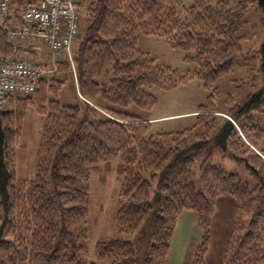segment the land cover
<instances>
[{"label": "trees", "instance_id": "16d2710c", "mask_svg": "<svg viewBox=\"0 0 264 264\" xmlns=\"http://www.w3.org/2000/svg\"><path fill=\"white\" fill-rule=\"evenodd\" d=\"M191 1L190 7L180 0L92 1L85 16L79 14L74 66L58 63L51 82L42 81L33 95L12 96L8 107L0 109V264H168L177 221L185 212L197 215L203 231L192 264H206L213 218L223 197L235 204L223 263L264 264V139L254 140L264 122V86L238 104L229 96L225 112L217 106V84L246 64V14L254 8L264 15V0L233 5ZM10 22L1 28L0 52L11 57L20 50L8 42ZM141 36L164 38L172 49L186 53L184 62L196 70L157 64L138 49ZM257 53L264 73V43ZM109 67L111 81L100 84ZM68 72L76 73L79 94L104 103L112 118L91 115L88 104L82 109L55 100L66 80L61 75ZM194 80L209 95L192 128L152 135L148 115L129 111L133 106L152 112L157 105L152 88L171 92ZM31 106L45 122L35 176L28 180L18 177L16 161ZM220 114L238 127L225 155L243 164L254 184L213 162L223 147L217 137L228 121ZM116 161L123 180L113 220L116 231L128 236L98 242L96 260L86 262L90 170Z\"/></svg>", "mask_w": 264, "mask_h": 264}, {"label": "rangeland", "instance_id": "374dc122", "mask_svg": "<svg viewBox=\"0 0 264 264\" xmlns=\"http://www.w3.org/2000/svg\"><path fill=\"white\" fill-rule=\"evenodd\" d=\"M77 1L80 5L77 7L79 14L84 17L86 7L94 0ZM180 1L186 7L192 5L191 0ZM224 1L233 5L240 0ZM15 8H17V4ZM16 15L17 9L13 10V16ZM246 21L247 24L243 32L244 35L249 37V39L243 41V52L246 53L247 57L246 64L244 67L236 68L233 73L223 78L217 84V88L221 92V96L217 99V106L218 110L222 112L227 111L225 102L229 96L233 97L235 103L238 104L249 95L257 93L264 86V73L261 72L259 54L257 53V49L264 43V15H261L253 8L246 14ZM137 46L140 51L148 53L161 66H170L181 71L196 70L194 64L189 65L184 62L186 53L172 49L164 38L141 36L138 39ZM45 51L47 52L46 49ZM76 52L77 46L75 45L74 55H76ZM11 57L17 59H39V57L26 56V54H15ZM42 58L51 59L49 54ZM72 69L75 72V67H72ZM107 69L98 79L100 84H108L111 81L110 67ZM61 79H66L65 84L55 100H58L62 105L78 106L82 109L85 108V104H88L92 109L91 115L112 118L105 110L104 103L90 101L79 94L76 73L68 72L67 75H61ZM149 91L157 98V105L153 111L147 113L132 106L129 110L131 114L134 113L137 116H149L151 114L152 117L173 113L183 114L184 112L198 110L199 106L206 102L209 95V91L198 80H194L171 92H164L158 88H152ZM126 112H128V109ZM196 115H198V111ZM196 115L195 118L189 116L181 120L156 124L155 128L151 129L150 132L152 135L161 132H182L192 128L195 124ZM220 115L224 118H229L225 114ZM44 122V116L40 114V111L36 107L31 106L28 108L22 136L17 146L16 169L17 175L21 179L31 180L35 176L36 155ZM261 127L262 131L255 135L257 139H254L258 143H261L264 139V122L261 124ZM157 128L159 129L158 131L156 130ZM217 143L219 144L218 141ZM253 149L256 150L254 147ZM224 151L223 147L220 148L214 155L213 162L222 165L227 172L240 173L244 182L254 184L243 164L227 157ZM122 180L123 168L119 161L108 165L93 166L90 170V213L86 224L89 239L85 243L87 252L83 257L86 262H94L96 260L95 247L98 242L112 241L120 238L125 239L128 236L126 234L121 235L116 231L113 220V216L117 211ZM234 206V200L230 197H223L218 200L210 233L206 264H224L223 259L233 224ZM129 237L133 239V236L130 235ZM202 238L203 231L199 227L197 215L194 212L183 213L178 218L173 234L168 264H192Z\"/></svg>", "mask_w": 264, "mask_h": 264}, {"label": "built area", "instance_id": "2783aa9c", "mask_svg": "<svg viewBox=\"0 0 264 264\" xmlns=\"http://www.w3.org/2000/svg\"><path fill=\"white\" fill-rule=\"evenodd\" d=\"M14 0H0V31L10 18ZM77 0H33L22 10L20 24L7 31L9 44L42 42L51 59H17L0 52V109L12 96H30L50 80L61 62L74 66L73 45L81 31ZM40 51V48H36Z\"/></svg>", "mask_w": 264, "mask_h": 264}, {"label": "crops", "instance_id": "0c3cea01", "mask_svg": "<svg viewBox=\"0 0 264 264\" xmlns=\"http://www.w3.org/2000/svg\"><path fill=\"white\" fill-rule=\"evenodd\" d=\"M27 2H28V0H14L13 8L11 11V13H12L11 14V22H10L11 27H15V26H18L20 24L21 13H22V10H23V8ZM16 4H17V8H15ZM16 9H17V15L13 16V10H16ZM37 47L40 48V51L36 50ZM16 48L18 50H20L19 54H26V56L32 55L35 57L42 58V57H45L49 54L47 47L42 42L20 43V44H17ZM45 49L47 50V52L45 51ZM42 55H44V56H42ZM197 111L198 110L190 111V112H184L183 114H181V113L163 114L161 116H156V117H152V115L150 114L148 116V121L152 124V129H154L155 128L154 126L156 124H163L164 122H169V121H173V120H181L184 118H188L189 116H192L195 118ZM156 130L158 131L159 129L157 128ZM161 131H164V130H161Z\"/></svg>", "mask_w": 264, "mask_h": 264}, {"label": "water", "instance_id": "95a60500", "mask_svg": "<svg viewBox=\"0 0 264 264\" xmlns=\"http://www.w3.org/2000/svg\"><path fill=\"white\" fill-rule=\"evenodd\" d=\"M234 127H235V124L233 123V121L228 119V121L224 124L222 128L221 135L217 137V141L219 142V144L223 146L224 149H226L227 147V140L232 130L234 129ZM159 199H160V194H157L156 201H158Z\"/></svg>", "mask_w": 264, "mask_h": 264}]
</instances>
